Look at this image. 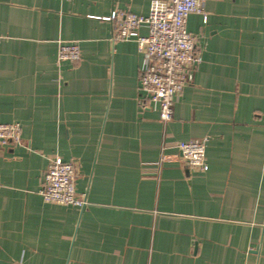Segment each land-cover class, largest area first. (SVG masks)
<instances>
[{
	"label": "crops",
	"instance_id": "1",
	"mask_svg": "<svg viewBox=\"0 0 264 264\" xmlns=\"http://www.w3.org/2000/svg\"><path fill=\"white\" fill-rule=\"evenodd\" d=\"M151 0H0V264H264V0H205L186 28L202 59L161 122L115 8ZM140 33H146L141 26ZM59 40L80 58L58 60ZM205 139L206 170L179 140ZM54 154L87 204L45 202Z\"/></svg>",
	"mask_w": 264,
	"mask_h": 264
},
{
	"label": "built area",
	"instance_id": "2",
	"mask_svg": "<svg viewBox=\"0 0 264 264\" xmlns=\"http://www.w3.org/2000/svg\"><path fill=\"white\" fill-rule=\"evenodd\" d=\"M204 1L151 0L147 13L115 8L103 17L112 22L111 41H136L143 56L139 92L158 105V117L163 123L172 117L174 96L192 80L194 68L202 59L197 37L186 28V19L191 12H202ZM141 26L146 27V33H140ZM57 58L78 60V42L59 40ZM0 141L20 144V123L0 122ZM177 145L187 166L201 171L208 168L204 138L179 140ZM76 176L75 162L54 154L48 158L39 194L45 202L83 208L88 201L84 193L76 190Z\"/></svg>",
	"mask_w": 264,
	"mask_h": 264
}]
</instances>
